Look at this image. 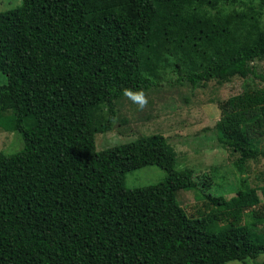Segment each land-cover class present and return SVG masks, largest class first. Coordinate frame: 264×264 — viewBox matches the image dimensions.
I'll list each match as a JSON object with an SVG mask.
<instances>
[{
  "label": "trees",
  "instance_id": "1",
  "mask_svg": "<svg viewBox=\"0 0 264 264\" xmlns=\"http://www.w3.org/2000/svg\"><path fill=\"white\" fill-rule=\"evenodd\" d=\"M263 60L264 0H21L0 11V124L11 112L24 140L0 153V264H230L264 254V185L241 177L233 196L194 192L186 207L177 193L198 183L175 168L164 134L96 146L123 121L126 96L170 75L193 89L239 77L247 83L219 101L213 129L243 175L264 163ZM146 166L167 176L127 187L126 175Z\"/></svg>",
  "mask_w": 264,
  "mask_h": 264
},
{
  "label": "rangeland",
  "instance_id": "2",
  "mask_svg": "<svg viewBox=\"0 0 264 264\" xmlns=\"http://www.w3.org/2000/svg\"><path fill=\"white\" fill-rule=\"evenodd\" d=\"M20 4L21 0H0V11ZM258 66L261 76L255 79V83L263 85L264 60ZM168 79L162 87L121 99L117 108L123 121L116 124L111 134L96 135L97 148L98 145L110 147L128 142L142 135L164 134L178 155L175 168L192 170L198 183L196 190H180L177 193L178 202L186 207L197 201L194 192L224 195L227 198L233 196L240 187L241 177H246V182L251 186L264 185V179L257 178L259 173L264 172V163L248 164V172L241 175L235 167L237 155L219 146L213 129L220 119L219 101L242 93L247 82L236 77L228 83L211 81L193 89L186 83H179L174 75ZM6 83V76L0 73V86ZM6 115L0 124V153L13 155L23 149L24 140L12 126V113ZM166 176L165 169L146 166L129 172L125 184L129 188L145 187L162 181ZM188 213L190 217L193 216L189 210ZM230 264H264V254L256 259Z\"/></svg>",
  "mask_w": 264,
  "mask_h": 264
}]
</instances>
